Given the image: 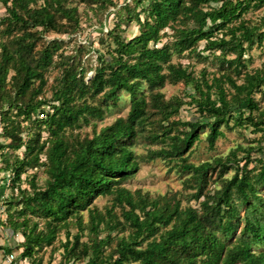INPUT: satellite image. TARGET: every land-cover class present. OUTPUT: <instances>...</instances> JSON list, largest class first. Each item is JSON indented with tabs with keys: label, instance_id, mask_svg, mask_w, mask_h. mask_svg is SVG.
<instances>
[{
	"label": "trees",
	"instance_id": "trees-1",
	"mask_svg": "<svg viewBox=\"0 0 264 264\" xmlns=\"http://www.w3.org/2000/svg\"><path fill=\"white\" fill-rule=\"evenodd\" d=\"M0 1L6 7L12 3V7H8L10 17L4 19V22H9L6 30L19 26L20 29L23 26L54 27L55 15L50 12L53 6L49 0L37 10L21 9L19 4L22 0ZM148 2V18L144 21L137 19L142 29L141 36L127 43L118 42L116 59L104 60L109 69L101 64L89 82L84 77L78 79L73 71H63L62 85L55 93L58 105L51 107L52 112L47 113L45 121L50 126L53 141L46 152L48 179L42 188L36 187L32 181L34 189L31 194H24L22 209L24 213L42 217L49 231L35 234L34 228L30 234L24 232L22 260L32 257L35 248L43 243L51 244L55 235L54 224L67 222L75 213L89 212L94 233L100 231L103 223L114 230L113 209L106 210L104 215L99 209H89L95 197L114 195V202L122 207V217L132 232L128 238L120 239L108 255L103 251L105 241L85 245L81 252L88 258L87 264H264V196L260 193L264 187V157L253 159L255 149L241 146L232 150L227 158H218L213 163L195 165L189 163V156L185 157L191 154L202 132H207L206 140L214 149L217 140L224 136L222 126L230 119H235V124L240 126L244 122L252 124L256 133L264 132V122L257 121L254 116L260 110L254 94L264 87V69L243 72V57L253 45L259 29L247 25L246 21L227 27L228 23L242 18L251 8L262 9L264 0ZM212 4H220V7L213 8ZM168 28L176 38L173 45L151 48L150 44L157 45L162 32ZM225 29V35L213 39L215 31ZM263 36L264 32L259 36V42ZM34 41L31 33L26 31L12 49L6 43L1 45L0 88L13 71L11 83L17 87L19 96H26L37 82L39 85L34 88V93L37 96L42 94L47 85L45 74L54 64L58 42L36 52ZM201 41L207 42L206 49L219 51L227 65L226 71L211 81L207 78L195 80L186 68L172 62L174 54L193 52ZM229 55H234V58L227 59ZM169 80L173 83L195 82L193 103L197 106V114L187 122L171 121L179 114L180 105L165 102L163 95L156 92L171 82ZM121 92H127L131 99L127 118L118 119L93 138L69 142L67 130L77 127L81 120L88 123L91 118L102 119L109 102L116 101ZM149 98L167 123L162 135H151L156 140L162 137L167 144L166 149L155 152V158H177L179 167L193 174L194 196L198 200L205 198L199 209L191 206L181 208L180 203L172 205L168 200L160 206V201L149 202L140 193L136 198L131 191L120 187L122 181L130 179L139 169L133 147L145 131L150 112ZM89 100L95 103L90 104ZM45 104L46 100L30 103L28 116ZM26 151L31 153L32 147L27 146ZM239 151L246 153L242 159L238 158ZM34 160L38 163L39 156ZM233 162L237 166L236 172L223 190L213 196H205L209 172L218 167L224 173ZM241 162H244L242 166ZM27 164L31 165L32 161ZM251 164H255L252 169ZM16 176L20 180L21 172ZM81 219L77 218L78 224H81ZM24 227H28L27 220ZM4 228L10 247L3 250L10 253L19 245L14 238V227ZM162 228L166 230L162 232ZM81 238L78 234L74 242L67 239L65 256L79 258L77 252ZM145 240L146 246L142 247ZM254 248H258V252ZM15 259L18 262V258Z\"/></svg>",
	"mask_w": 264,
	"mask_h": 264
},
{
	"label": "rangeland",
	"instance_id": "rangeland-1",
	"mask_svg": "<svg viewBox=\"0 0 264 264\" xmlns=\"http://www.w3.org/2000/svg\"><path fill=\"white\" fill-rule=\"evenodd\" d=\"M46 1L22 0L19 7L37 10L44 7ZM49 1L53 6L50 12L55 15L54 27L23 26L20 29L19 26L7 30L9 22L7 20L4 22V19L10 17L8 7H12V3L10 2L6 7L0 1V63L3 58L1 45L6 43L8 48L12 49L17 39L21 38L26 31L31 33V39H35L36 52H41L58 42L54 64L45 74L47 85L41 95L37 96L38 94L34 93V88L39 85L37 82L26 96H19L16 92L17 87L11 83L13 71L9 73L6 82L0 88V264H9L8 257L11 255L17 257L18 262L22 264H87L88 258H85L81 252L85 245L92 246L97 242L105 241L107 243L103 251L108 255L116 248L120 239L128 238L132 232L122 217V207L114 202V195H99L94 198L89 209H99L103 215L106 210L113 209L114 230L107 223H103L100 231L94 233L89 222V212L85 210L75 213L67 222L54 224L55 235L51 244L45 242L41 247L35 248L32 257L21 259L24 251L21 246L25 243L24 232L30 234L34 228H36L35 234H46L49 231L48 224L42 217L33 216L30 212L24 213L22 209L25 195L31 194L34 189L32 181H35L36 187L42 188L45 187L48 179L46 152L52 147L53 141L50 126L45 121H47V113L52 112L51 107L58 105L55 93L62 85L63 71H73L72 73L77 74L78 79L84 77L85 81L89 82L101 64L105 69H109L110 66L104 60L112 57L116 59L118 42L127 43L140 37L142 29L137 19L144 21L149 15L148 0H59L58 3ZM233 1L237 2V0ZM212 7L218 8L220 4H212ZM244 21L247 25L259 29L255 34L253 45L248 48L243 57L245 63L243 72L253 73L264 69V36L262 42H259V36L264 32V7L251 8L242 18L228 23L227 27H233ZM226 29L215 31L213 39H220L225 35ZM175 41L173 31L168 28L162 32L161 41L157 45L151 43L150 47L162 48L165 45H173ZM206 45V41H201L193 52H186L183 55L174 54L172 62L186 68L195 80L201 81L202 78H207L211 81L214 76L225 72L227 65L224 64L219 51L208 50ZM245 47L248 45L245 44ZM233 58L234 55L227 57V59ZM166 73L169 72L166 71ZM238 80L242 83L241 79ZM195 91V82L186 83L185 81L177 83L171 81L163 88L156 90L163 95L165 102L180 105L179 114L171 121L182 122L191 120L197 114V106L193 103ZM145 92H149L147 88ZM254 98L260 105V110L256 111L254 116L257 121L264 122V87L254 94ZM42 100H46L47 104L32 111L28 116L30 103L37 104ZM89 103L92 104L95 101L89 100ZM149 103L150 112L145 131L137 138L136 145L133 147L138 157L139 169L130 179L122 181L120 187L131 191L136 198L140 193L149 202L160 201V206L165 205L168 200V203L172 205L180 203L181 208L191 206L199 209L205 198L201 197L199 200L195 198L193 174L184 172L179 167L177 158L174 160L155 158V152L166 149L167 144L162 137L156 140L151 135H162L167 123L164 122L162 115L158 114L154 101L150 98ZM130 108V95L127 92H121L116 101L109 102V107L106 108L102 119L91 118L88 123L81 120L77 127L67 130V139L73 143L77 139L93 138L95 134H99L103 128L111 126L118 119L127 118ZM244 123L242 126L236 125L235 119L226 122L221 128L224 136L217 140L214 149L209 147L206 140L207 132H202L191 154L185 157L189 156V163L195 165L213 163L218 158H227L232 150L240 146L246 149L253 147L255 149L253 159L264 157V132L256 133L252 124ZM27 146L32 147L31 153L26 151ZM245 155L246 153L242 151L238 152L239 159ZM36 156H39L38 163L34 160ZM29 161H32L31 165L27 164ZM243 164L244 162H241L240 166ZM254 165L251 164L250 169ZM236 169L237 166L233 162L229 170L224 173L218 167L211 170L204 187V195L213 196L216 192L223 190L226 182L234 176ZM18 172H21L20 180L16 176ZM260 193L264 196V187L260 189ZM79 217L82 218L81 224L77 222ZM25 220L28 221L27 229L24 227ZM4 227H14V238L19 245L13 247L10 253H5L3 250L10 247L9 237ZM165 230L162 228V232ZM67 233H70L69 237ZM78 234L82 237L81 247L77 252L79 258L65 256L64 246L67 239L74 242ZM146 243V240L143 241L142 247H145ZM254 249L257 251L258 248Z\"/></svg>",
	"mask_w": 264,
	"mask_h": 264
},
{
	"label": "built area",
	"instance_id": "built-area-1",
	"mask_svg": "<svg viewBox=\"0 0 264 264\" xmlns=\"http://www.w3.org/2000/svg\"><path fill=\"white\" fill-rule=\"evenodd\" d=\"M8 260H9V264H18L14 255L9 256Z\"/></svg>",
	"mask_w": 264,
	"mask_h": 264
},
{
	"label": "crops",
	"instance_id": "crops-1",
	"mask_svg": "<svg viewBox=\"0 0 264 264\" xmlns=\"http://www.w3.org/2000/svg\"><path fill=\"white\" fill-rule=\"evenodd\" d=\"M9 243V242H8Z\"/></svg>",
	"mask_w": 264,
	"mask_h": 264
}]
</instances>
